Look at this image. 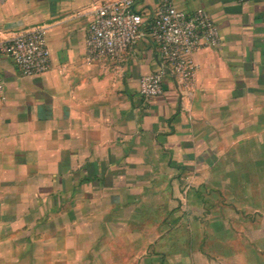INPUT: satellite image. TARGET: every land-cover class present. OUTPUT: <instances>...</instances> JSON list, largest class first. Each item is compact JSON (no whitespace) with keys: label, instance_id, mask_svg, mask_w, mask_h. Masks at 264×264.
<instances>
[{"label":"crops","instance_id":"1","mask_svg":"<svg viewBox=\"0 0 264 264\" xmlns=\"http://www.w3.org/2000/svg\"><path fill=\"white\" fill-rule=\"evenodd\" d=\"M104 1L0 0V43L45 26L51 50L35 75L0 51V264L50 259L54 224L76 253L84 220L120 216L150 228L139 264H264V0H172L206 8L221 41L193 52L191 88L166 69L151 98L140 79L163 59L147 32L125 59L86 58ZM163 1L134 8L148 21Z\"/></svg>","mask_w":264,"mask_h":264},{"label":"built area","instance_id":"2","mask_svg":"<svg viewBox=\"0 0 264 264\" xmlns=\"http://www.w3.org/2000/svg\"><path fill=\"white\" fill-rule=\"evenodd\" d=\"M146 32L157 44L163 66L142 75L140 93L145 98L163 92L166 69L180 84L191 88L195 84L198 66L193 52L204 46L218 45L221 41L218 25L204 7L186 11L179 9L172 0H164L158 5L154 17L147 21L134 8V0H106L97 7L88 25L86 58L88 61L104 57L125 59ZM0 51L9 55L25 75L41 74L51 67L45 26L20 32L1 42ZM4 96L5 84L0 74V99Z\"/></svg>","mask_w":264,"mask_h":264},{"label":"rangeland","instance_id":"3","mask_svg":"<svg viewBox=\"0 0 264 264\" xmlns=\"http://www.w3.org/2000/svg\"><path fill=\"white\" fill-rule=\"evenodd\" d=\"M229 167L233 170L234 165H229ZM242 204L244 208L248 209L249 200L247 197H243ZM244 212L249 216L252 214L250 210H244ZM88 217H90L89 213H86ZM59 214H56L55 222H59L62 220L59 218ZM89 219V218H86ZM84 220L82 222V227L80 228L82 232V241L74 242L75 235L74 233L69 234V238H71L72 244H67L69 247L78 246V251L74 253V251H68L65 256L62 254L59 247V227L54 224V226L50 229V251L48 259L47 255L43 256L44 260H36L35 264L41 262V264H139V260L128 258L129 252L136 250L138 251V243H134L133 239L138 234H143L147 231L149 233V227L147 228H139L137 226L133 227H125L123 218H117L113 227L107 226V224L100 225V223L92 222L91 220ZM52 222H54L52 220ZM137 223V222H135ZM124 226V227H123ZM45 230V229H44ZM38 231H41V236L44 234V231L39 228ZM96 247L99 249V253L96 252ZM65 258V259H64Z\"/></svg>","mask_w":264,"mask_h":264}]
</instances>
